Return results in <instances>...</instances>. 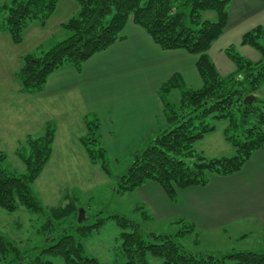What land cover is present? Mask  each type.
Listing matches in <instances>:
<instances>
[{"label": "trees", "instance_id": "trees-1", "mask_svg": "<svg viewBox=\"0 0 264 264\" xmlns=\"http://www.w3.org/2000/svg\"><path fill=\"white\" fill-rule=\"evenodd\" d=\"M60 1L11 0L2 4L0 32L8 33L15 45L22 44L30 24L38 22L46 27ZM76 2L78 14L62 25L71 35L47 51L38 50L22 57L17 73L20 93H42L49 77L63 68L71 67L80 72L88 60L123 39V31L130 20L160 49L182 50L198 57L196 69L203 82L202 88H188L178 74L162 84L159 94L166 127L134 153L128 170L118 178L117 194L130 193L148 182H155L173 202H177V190L206 187L212 175L231 176L241 171L254 153L264 151V103L256 97L264 85V28L257 27L242 38L243 45L260 54L259 61H250L235 47H230L226 55L234 64L235 72L222 76L209 56L211 47L227 28L232 0ZM205 13H215L216 17L204 18ZM176 91L180 93V99L173 103L170 96ZM248 96L253 97L250 104L245 103ZM93 118L86 117L87 135L81 139V144L89 160L110 175L107 150L100 142L99 120ZM209 119L228 122L224 136L235 150L233 156L207 159L194 150L197 142L216 129ZM54 139L55 129L51 124L39 138L27 139L23 147L25 151L19 153L26 167L24 174L6 169V156L0 154L1 208L15 212L22 206L30 212L46 215L34 194L33 185L52 156ZM76 211V204L70 202L65 208L52 212L61 219L64 215L76 214ZM115 218L122 229L120 251L124 264H148V254L161 258L162 264H264V250L226 254L187 251L179 243V238L191 234L194 227L183 226L186 230L175 236H145L129 219ZM103 221L90 227L78 226L76 233L88 237L92 228H99ZM45 252L60 256L63 259L61 264H100L85 253L83 245L72 234L66 233ZM12 253L15 254L12 264H56L40 257L29 260L11 241L0 235V261H6Z\"/></svg>", "mask_w": 264, "mask_h": 264}, {"label": "crops", "instance_id": "crops-1", "mask_svg": "<svg viewBox=\"0 0 264 264\" xmlns=\"http://www.w3.org/2000/svg\"><path fill=\"white\" fill-rule=\"evenodd\" d=\"M257 27L264 28V0H232L227 28L209 51L222 76L235 72L234 64L226 55L230 47H235L250 61L260 60L256 50L242 44L243 36ZM122 36L121 41L88 60L80 72L66 67L53 73L40 94L20 93L18 84L19 94L26 98L37 96L43 102L39 110L25 113L13 138L4 136L1 140L21 143L25 139L22 135L39 138L47 125L56 123L55 118L50 120L49 116L60 118V126L65 129L79 122L84 136L87 135L86 117L98 118L100 142L113 156H132L153 139L166 127L159 94L162 84L178 74L188 88H202L203 82L196 69L198 57L182 50L160 49L131 20ZM24 40L15 45L8 33L0 32V59L16 62L12 75L17 81L22 57L26 55L18 51ZM10 112L19 114L15 109ZM86 157L93 164L87 154ZM133 193L147 219L169 222L168 225H178L177 222L183 220L182 226L194 227L192 235H197L199 245L200 239L221 233L228 239L244 241L252 231H258L264 241V151L254 153L242 170L231 176L212 175L206 187L177 190V202L155 182H148Z\"/></svg>", "mask_w": 264, "mask_h": 264}, {"label": "rangeland", "instance_id": "rangeland-1", "mask_svg": "<svg viewBox=\"0 0 264 264\" xmlns=\"http://www.w3.org/2000/svg\"><path fill=\"white\" fill-rule=\"evenodd\" d=\"M9 1L11 0H0V6ZM78 10L76 0H61L57 12L45 28H41L38 22L30 24L24 45L18 51L21 54L38 50L47 51L67 39L71 32L62 27V24L76 16ZM215 17V13L204 15V18L209 19H215ZM217 64L221 68L219 60ZM16 66L15 61L0 59V140L4 136L13 138L15 132L19 131L17 126L20 124L19 121L25 118V113L39 110V105L43 102L37 96L26 98L19 94L17 91L19 83L12 75ZM256 97L264 103V85L257 92ZM179 99L180 93L177 91L170 96V101L173 103H178ZM28 101L31 107H28ZM260 102L257 104L260 105ZM11 109H15L19 114L11 113ZM51 118L56 120V123L50 122L56 130L53 154L49 164L33 185L34 194L46 210V215L30 212L22 206L15 212H8L0 207V235L11 241L22 256H26L29 260L40 257L43 261L63 263L60 256L45 252V250L55 246L59 239L67 233L76 237L77 241L83 245L85 253L97 259L100 264H124L125 259L120 251L122 229L118 225L116 216L129 219L139 226L145 236L167 234L175 236L180 231L186 230L179 221L178 225L172 223L168 225L169 222L159 223L147 219L140 206L137 205L138 198L133 192L123 195L115 192L118 178L128 170L134 155L113 156L107 151L111 172L108 175L100 165L91 164L87 160L84 147L79 143L83 135L80 131V123L77 122L65 129L60 126V118L49 116V119L53 120ZM209 122L215 125V131L197 142L194 150L207 159L231 157L235 150L224 136L228 122L211 119ZM40 133L41 131L38 136L42 135ZM22 136L26 140L24 139L21 143H10L7 139L0 141V154L6 156L4 166L16 174L26 173V167L19 153L25 151L23 147L28 137ZM70 202L76 204V214L70 213L57 219L52 211L61 210ZM80 212H83L82 217H80ZM102 220L104 221L99 228H92L90 236L83 238L76 233L78 226L90 227ZM197 240V235L191 233L179 238V243L192 253L203 250H205L203 253L210 254L264 250V241L258 231H252L248 239L244 241L228 239L222 233L200 239L201 245ZM14 259L15 254L12 253L6 261H0V264H12ZM147 262L148 264H162L163 260L148 254Z\"/></svg>", "mask_w": 264, "mask_h": 264}, {"label": "water", "instance_id": "water-1", "mask_svg": "<svg viewBox=\"0 0 264 264\" xmlns=\"http://www.w3.org/2000/svg\"><path fill=\"white\" fill-rule=\"evenodd\" d=\"M253 102V97L252 96H248L246 99H245V103L246 104H250ZM83 216V212H80V217Z\"/></svg>", "mask_w": 264, "mask_h": 264}]
</instances>
